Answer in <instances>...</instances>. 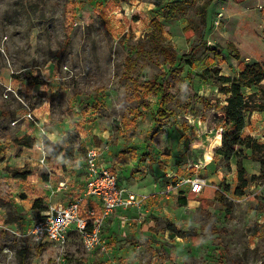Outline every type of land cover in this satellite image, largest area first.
Segmentation results:
<instances>
[{
  "label": "rangeland",
  "instance_id": "obj_1",
  "mask_svg": "<svg viewBox=\"0 0 264 264\" xmlns=\"http://www.w3.org/2000/svg\"><path fill=\"white\" fill-rule=\"evenodd\" d=\"M172 1L187 0H0V264H264V175L244 196H235L237 158L228 163L216 153L220 108L198 103L195 116L179 90L192 74L201 95L224 103L217 70L219 76L237 77L244 65L264 64V0H219L210 8V46L191 66L182 62L177 98L157 125L159 96L139 101L123 74L129 57L132 77L140 82L169 71L151 41L154 19L178 60L199 40L203 24L197 10L206 0H192L169 19ZM188 26L195 30L190 41ZM230 44L241 52L242 63ZM248 125L244 135L264 142V114L251 115ZM25 135L35 139L31 148L13 141ZM44 137L73 147L74 155L98 149L99 163L120 171V181L145 197L141 208L114 218L111 236L104 230V248L88 249L77 234L57 246L24 236L23 228L47 208L76 194L74 155L50 160L56 170L50 173L43 163ZM242 164L248 178L260 175V163ZM15 169L27 177L16 178ZM67 177L68 190L54 192ZM189 178L206 182L199 199L208 200L207 208L199 202L179 207ZM46 181L53 183L48 189ZM186 232L201 242L180 235Z\"/></svg>",
  "mask_w": 264,
  "mask_h": 264
},
{
  "label": "trees",
  "instance_id": "obj_2",
  "mask_svg": "<svg viewBox=\"0 0 264 264\" xmlns=\"http://www.w3.org/2000/svg\"><path fill=\"white\" fill-rule=\"evenodd\" d=\"M218 0H206L197 10L202 26L199 25L200 37L199 40L194 43L189 51L182 55L178 60L177 53L173 50L172 46L164 44L163 25L158 19H154L151 23L155 28V32L152 36V44L154 48L160 52L166 64L169 65V71L167 73H160L154 75L150 80L140 82L138 78L132 77L134 62L131 58L126 59L125 71L123 74L124 79L130 82L128 87L133 90L134 96L142 101L149 95L159 96L162 107L157 111V125L162 123L169 117L168 104L177 98L173 92L177 83V70L180 66L185 64L192 65V61L197 58L198 53L210 46L206 39V25L208 21V14L210 8ZM185 2L172 1L168 4V18L176 19L179 16L180 7L186 6ZM71 25L66 26V44L70 42ZM185 37L187 40H192L195 36V30L188 26L185 28ZM239 63L243 62V57L239 49L230 44L228 47ZM183 62V64H182ZM183 73V72H182ZM220 70L216 71L215 77L220 83V93L226 96L224 103L220 100L212 102L211 99L201 95L195 88V83L192 74L188 75V84H185L182 80V86L180 91L188 97L186 108L189 111L197 115V104L201 103L209 108H220L219 124L222 131H219L216 143L219 145L216 153L223 157L224 161L230 162L233 157L237 158V181L238 186L234 189L233 194L237 197L244 196L246 190L250 184L264 175V142L259 141L251 135H244L245 129L249 126L248 120L254 113L264 112V64L260 62H254L244 65L241 72L237 77H225L219 76ZM132 96H127V101H131ZM131 111L127 108L124 114V120L129 122L131 118ZM152 133H155V129ZM147 139H150L148 137ZM17 146L31 148L35 139L31 136H18L13 139ZM43 145L48 155L49 160L58 159L63 156L67 159L71 158L74 154V148L66 146L62 142H53L49 138H43ZM252 160L258 162L261 165V173L259 176H252L248 178V172L243 166V160ZM16 178H26L27 172L21 169H15L14 174ZM229 189V187H228ZM216 198L219 201L224 199V194L220 191L216 192ZM189 200H198L201 207H208V200L205 198L197 199L196 194L190 192L187 196L180 194L177 198L179 207H185L188 205ZM41 201H37L34 204V209L39 208ZM182 237L192 236L189 232L180 234ZM194 244H199L201 238L197 235L192 236Z\"/></svg>",
  "mask_w": 264,
  "mask_h": 264
},
{
  "label": "built area",
  "instance_id": "obj_3",
  "mask_svg": "<svg viewBox=\"0 0 264 264\" xmlns=\"http://www.w3.org/2000/svg\"><path fill=\"white\" fill-rule=\"evenodd\" d=\"M100 151L90 149L86 156L85 194L68 205L47 208L39 218L23 228V234L40 245H63L71 234L81 236L88 249L105 247L102 243L104 230L110 218L120 210L141 208L144 196L136 194L121 184L119 173L100 164ZM46 162V157L43 163ZM189 192L199 196L205 186L199 178L186 180ZM170 186V191H172ZM88 197L97 200L93 206L85 203Z\"/></svg>",
  "mask_w": 264,
  "mask_h": 264
},
{
  "label": "crops",
  "instance_id": "obj_4",
  "mask_svg": "<svg viewBox=\"0 0 264 264\" xmlns=\"http://www.w3.org/2000/svg\"><path fill=\"white\" fill-rule=\"evenodd\" d=\"M219 1V0H218ZM217 2V1H216ZM254 114H257V113H254ZM260 114V113H259ZM261 114H264V112L263 113H261ZM74 155V154H73ZM74 158H75V160H74V165L76 166L77 165V168H79V172H78V175H79V177L77 178V181L75 182V184H76V186H75V188H76V194H75V196L73 197V198H71V200H69V201H67V202H61V203H58L57 205H68L69 203H71L72 201H74L77 197H79V196H82V194L84 193V187H85V166H86V153H85V155H82V154H80V153H78V152H76L75 153V155H74ZM46 162H48L47 163V165H46ZM45 163H44V165L47 167V169L49 170V172L51 173L52 171H56V170H54L52 167H53V162L52 161H50L49 159H48V161H46ZM105 165L107 166V164L105 163ZM44 167V166H43ZM115 169H116V167H114ZM117 170V169H116ZM118 171V170H117ZM118 173H119V176H120V174H121V172L120 171H118ZM69 178L67 177L66 178V180L65 181H62V182H60V183H58L56 186H57V188H55L54 189V192H56V193H60V192H63V190L65 191V190H68V188H69V185H68V183H69ZM32 183H35L34 181L32 182ZM44 184H45V187H46V189H48L49 187H50V184H53L52 182H48V181H46V182H43ZM121 184L122 185H124L125 187H127V185L125 184V182L124 181H121ZM130 190H132V189H130ZM133 191V190H132ZM190 192H188V194H189ZM187 194V195H188ZM200 196V195H199ZM199 196H197L196 195V198L198 199L199 198ZM96 202H97V200L95 199V198H88L87 199V201H86V203H85V208L86 207H88L87 205H90V206H93L94 204H96ZM190 202H195V203H198L199 201L198 200H189V203ZM188 203V204H189ZM200 203V202H199ZM188 206V205H187ZM132 210V209H131ZM129 211V210H128ZM121 213H126V211H124V210H120L117 214H115L112 218H110L109 219V221H108V223H107V227H106V231H110V233H108V236H111L112 235V227H113V225L111 224V222L114 220V218L115 217H117V215L118 214H121ZM120 219V218H119ZM46 246H53V245H46Z\"/></svg>",
  "mask_w": 264,
  "mask_h": 264
}]
</instances>
